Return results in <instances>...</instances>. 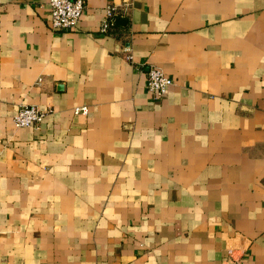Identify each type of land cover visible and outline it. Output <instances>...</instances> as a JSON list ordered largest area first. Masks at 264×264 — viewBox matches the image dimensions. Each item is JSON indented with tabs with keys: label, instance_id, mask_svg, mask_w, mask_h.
<instances>
[{
	"label": "crops",
	"instance_id": "0c3cea01",
	"mask_svg": "<svg viewBox=\"0 0 264 264\" xmlns=\"http://www.w3.org/2000/svg\"><path fill=\"white\" fill-rule=\"evenodd\" d=\"M85 2L0 0V264H264V0Z\"/></svg>",
	"mask_w": 264,
	"mask_h": 264
},
{
	"label": "built area",
	"instance_id": "2783aa9c",
	"mask_svg": "<svg viewBox=\"0 0 264 264\" xmlns=\"http://www.w3.org/2000/svg\"><path fill=\"white\" fill-rule=\"evenodd\" d=\"M49 5L51 7V29L54 32L76 30L86 9L85 0H49ZM117 16V6H107L106 16L101 24L102 33H109L110 29L116 25ZM173 85L174 81L161 68L157 66L149 68L147 88L156 99L164 97ZM75 113L87 115L89 110L87 107H80L75 109ZM45 116L46 113L36 106H23L14 116V127L17 129L38 128ZM229 253L232 254V251Z\"/></svg>",
	"mask_w": 264,
	"mask_h": 264
},
{
	"label": "water",
	"instance_id": "95a60500",
	"mask_svg": "<svg viewBox=\"0 0 264 264\" xmlns=\"http://www.w3.org/2000/svg\"><path fill=\"white\" fill-rule=\"evenodd\" d=\"M118 24H124V22H122V21H119V22H118Z\"/></svg>",
	"mask_w": 264,
	"mask_h": 264
}]
</instances>
